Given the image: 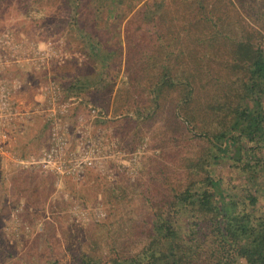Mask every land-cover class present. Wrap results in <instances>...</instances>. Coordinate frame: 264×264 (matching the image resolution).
Here are the masks:
<instances>
[{
	"label": "rangeland",
	"instance_id": "rangeland-1",
	"mask_svg": "<svg viewBox=\"0 0 264 264\" xmlns=\"http://www.w3.org/2000/svg\"><path fill=\"white\" fill-rule=\"evenodd\" d=\"M193 2L0 0V38L27 44L16 58L0 50V80L21 83L15 149L41 162L0 157V264H83L84 255L112 264L136 254L155 212L215 171L200 167L211 148L204 129L222 126L204 112L194 125L186 121L189 91L180 83L197 81L192 108H203L229 77V48L199 42L205 27L195 18L204 24L211 14ZM234 4L220 0L214 18L241 29L244 21L261 40L264 0ZM59 137L67 142L64 166L83 163L72 174L42 162Z\"/></svg>",
	"mask_w": 264,
	"mask_h": 264
},
{
	"label": "trees",
	"instance_id": "trees-1",
	"mask_svg": "<svg viewBox=\"0 0 264 264\" xmlns=\"http://www.w3.org/2000/svg\"><path fill=\"white\" fill-rule=\"evenodd\" d=\"M217 4L220 0H194L200 13L209 8L211 14L204 24L195 19L205 27L199 42H226L229 77L201 109L192 108L197 81L180 83L189 91L186 121L194 125L204 112L222 126L204 129L211 148L200 167L214 165L215 171L206 170L171 196L154 214L148 244L112 264H264V37L252 34L244 21L241 29L236 21L214 18ZM230 4L236 6L234 0ZM207 27L212 30L205 34ZM219 166L229 169L217 172ZM82 262L105 264L88 255Z\"/></svg>",
	"mask_w": 264,
	"mask_h": 264
},
{
	"label": "built area",
	"instance_id": "built-area-1",
	"mask_svg": "<svg viewBox=\"0 0 264 264\" xmlns=\"http://www.w3.org/2000/svg\"><path fill=\"white\" fill-rule=\"evenodd\" d=\"M25 45L27 44L24 41L21 44L15 42L13 36L4 35L0 38V50L4 51L5 55L11 56V58H16L21 48ZM35 51L36 50H33V57L31 60L35 62V66L39 68L43 63H38V53ZM3 60L2 56H0V64H4ZM42 61L44 60L42 59ZM56 88L54 82H51L49 90L55 91ZM19 90H21V83L18 79L13 81L5 79L0 80V157L10 160L17 166L35 165L41 162L34 158L29 161L23 160L15 149V140L13 136L21 126V121L23 119V112L15 100V95ZM66 145V140L59 137L55 146L46 150L42 158V162L46 164L47 167L51 166L52 170L62 175L66 173L72 174V171H76L77 167H83L82 162L78 163L70 170L64 166L62 158L65 156ZM88 165H92V163L90 162Z\"/></svg>",
	"mask_w": 264,
	"mask_h": 264
},
{
	"label": "crops",
	"instance_id": "crops-1",
	"mask_svg": "<svg viewBox=\"0 0 264 264\" xmlns=\"http://www.w3.org/2000/svg\"><path fill=\"white\" fill-rule=\"evenodd\" d=\"M22 78V77H21ZM23 79V78H22ZM25 87H29L28 85H26ZM25 92V88L23 89V91L21 92V96H24V93ZM22 101V100H21Z\"/></svg>",
	"mask_w": 264,
	"mask_h": 264
}]
</instances>
